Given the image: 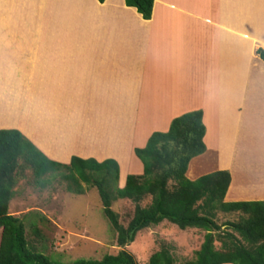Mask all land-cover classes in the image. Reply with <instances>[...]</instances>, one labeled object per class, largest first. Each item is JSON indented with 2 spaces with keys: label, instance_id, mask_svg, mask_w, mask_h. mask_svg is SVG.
<instances>
[{
  "label": "crops",
  "instance_id": "1",
  "mask_svg": "<svg viewBox=\"0 0 264 264\" xmlns=\"http://www.w3.org/2000/svg\"><path fill=\"white\" fill-rule=\"evenodd\" d=\"M262 46L264 0H153L150 20L124 0H0V130L61 163L113 158L121 187L134 148L200 109L185 176L226 169L224 201H264Z\"/></svg>",
  "mask_w": 264,
  "mask_h": 264
},
{
  "label": "trees",
  "instance_id": "2",
  "mask_svg": "<svg viewBox=\"0 0 264 264\" xmlns=\"http://www.w3.org/2000/svg\"><path fill=\"white\" fill-rule=\"evenodd\" d=\"M124 4L135 8L144 20L151 19L153 0H124ZM258 55L264 59V54L258 51ZM205 131L200 109L173 117L166 131L152 133L142 148L133 149L141 174L126 175L119 187L118 164L113 158L97 161L72 155L67 163H61L47 158L19 131L0 130V264H62L30 247L22 219L8 211L14 188L26 171L40 187L58 174L70 184L78 180L97 191L102 215L119 250L101 258H77L70 264H139L125 247L140 231L163 220L180 229L202 230V242L195 258L179 263L170 246L160 243L147 264H264V201H224L230 181L226 169L194 179L185 176L190 159L205 149ZM117 200L133 204L126 223L120 222L111 207ZM218 213L237 218L217 222Z\"/></svg>",
  "mask_w": 264,
  "mask_h": 264
},
{
  "label": "rangeland",
  "instance_id": "3",
  "mask_svg": "<svg viewBox=\"0 0 264 264\" xmlns=\"http://www.w3.org/2000/svg\"><path fill=\"white\" fill-rule=\"evenodd\" d=\"M203 161L210 163L213 159ZM32 180L30 172L26 171L14 188L8 209L10 214L22 219L30 247L62 264H70L77 258H101L105 253L113 255L119 250L115 246L114 232L102 215L94 187L78 180L70 184L58 174L49 177L43 187ZM111 207L123 223L133 210V204L127 200H117ZM236 218L234 214L218 213L216 221ZM202 235L200 229H180L163 220L155 227L140 231L125 250L134 255L139 264H147L151 254L163 243L170 246L176 263H179L195 258ZM214 245L219 247V241Z\"/></svg>",
  "mask_w": 264,
  "mask_h": 264
},
{
  "label": "built area",
  "instance_id": "4",
  "mask_svg": "<svg viewBox=\"0 0 264 264\" xmlns=\"http://www.w3.org/2000/svg\"><path fill=\"white\" fill-rule=\"evenodd\" d=\"M259 52H260L261 54H264V46H262V47L259 48Z\"/></svg>",
  "mask_w": 264,
  "mask_h": 264
}]
</instances>
